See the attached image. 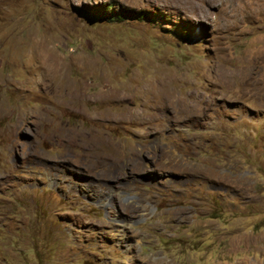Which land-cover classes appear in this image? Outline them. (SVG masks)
<instances>
[{
	"label": "rangeland",
	"instance_id": "obj_1",
	"mask_svg": "<svg viewBox=\"0 0 264 264\" xmlns=\"http://www.w3.org/2000/svg\"><path fill=\"white\" fill-rule=\"evenodd\" d=\"M0 264H264V0H0Z\"/></svg>",
	"mask_w": 264,
	"mask_h": 264
},
{
	"label": "trees",
	"instance_id": "obj_2",
	"mask_svg": "<svg viewBox=\"0 0 264 264\" xmlns=\"http://www.w3.org/2000/svg\"><path fill=\"white\" fill-rule=\"evenodd\" d=\"M118 18V17H117ZM111 20H117V19H111Z\"/></svg>",
	"mask_w": 264,
	"mask_h": 264
}]
</instances>
